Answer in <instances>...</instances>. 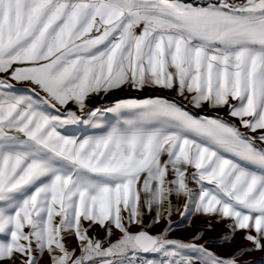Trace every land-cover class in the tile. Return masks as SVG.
<instances>
[{
	"label": "crops",
	"instance_id": "obj_1",
	"mask_svg": "<svg viewBox=\"0 0 264 264\" xmlns=\"http://www.w3.org/2000/svg\"><path fill=\"white\" fill-rule=\"evenodd\" d=\"M253 147L264 0H0V264L49 252L67 207L91 228L107 207L110 228L145 227L141 207H170L200 164ZM257 178L245 207H264Z\"/></svg>",
	"mask_w": 264,
	"mask_h": 264
},
{
	"label": "rangeland",
	"instance_id": "obj_2",
	"mask_svg": "<svg viewBox=\"0 0 264 264\" xmlns=\"http://www.w3.org/2000/svg\"><path fill=\"white\" fill-rule=\"evenodd\" d=\"M12 120L8 118L4 123L11 124ZM249 151L240 160L227 156L225 162L212 158L200 164L193 183L170 207H141L147 217L139 225L157 239L148 251L84 259L86 239L105 244L132 225L110 228V207H107L108 217L104 221L97 219L104 224L107 220V226L91 228L87 207H67L70 220L66 234L50 245L49 252L40 253L39 258L36 256L24 264H58L60 257H65L69 264H264V207H245L241 202L247 199L249 203L256 198L250 195L251 184L254 186L256 180L250 181L249 174L259 178L258 188L264 185V148L253 147ZM74 156V142H68L65 158L69 171L75 170ZM236 175L240 177L236 184L229 185ZM244 191L248 194L241 196Z\"/></svg>",
	"mask_w": 264,
	"mask_h": 264
},
{
	"label": "water",
	"instance_id": "obj_3",
	"mask_svg": "<svg viewBox=\"0 0 264 264\" xmlns=\"http://www.w3.org/2000/svg\"><path fill=\"white\" fill-rule=\"evenodd\" d=\"M156 236L148 229H125L121 234L105 244L99 240L86 239L83 245L84 259L113 255H123L131 251L146 252L156 243ZM58 264H69L65 257H60Z\"/></svg>",
	"mask_w": 264,
	"mask_h": 264
},
{
	"label": "bare ground",
	"instance_id": "obj_4",
	"mask_svg": "<svg viewBox=\"0 0 264 264\" xmlns=\"http://www.w3.org/2000/svg\"><path fill=\"white\" fill-rule=\"evenodd\" d=\"M239 172V171H238ZM232 183V182H231Z\"/></svg>",
	"mask_w": 264,
	"mask_h": 264
}]
</instances>
